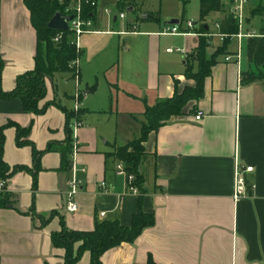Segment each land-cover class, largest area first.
Listing matches in <instances>:
<instances>
[{
    "label": "crops",
    "instance_id": "0c3cea01",
    "mask_svg": "<svg viewBox=\"0 0 264 264\" xmlns=\"http://www.w3.org/2000/svg\"><path fill=\"white\" fill-rule=\"evenodd\" d=\"M139 1L129 8L137 9ZM194 1L198 12L187 20L193 27L186 23L180 29L189 34L164 35L162 30L170 23L149 10L140 20L142 30L139 21L118 26L119 18L107 13L111 9L105 10L107 26L101 28L98 0L92 15L94 31L79 41L83 125L76 138L73 121L67 117L75 104L76 83L71 73L46 78L45 101L53 104L41 115L25 111L18 98L0 96V128L13 121L30 128L26 139L38 150L45 151L50 144L57 147L41 157L35 187L27 171L16 173L6 183L15 202L0 209V264H64L65 250L53 246L51 240L62 220L69 229L80 231L94 229L98 219L118 217L122 225L131 224L140 207L139 193L130 191L126 177L118 174L119 162L107 154L141 136L147 107L196 85L186 78L185 70L201 36L208 39L209 59L222 45L220 22L231 14L233 0H223V11L211 12L204 19L200 18V0H188L185 11ZM249 20L246 32L260 35L250 28ZM129 34L142 39L145 57L136 54L122 59V53L132 47L117 37ZM213 37L219 38L216 45ZM247 38L242 39L240 60L236 38L228 52L216 58L201 99L191 100L183 114L148 135L141 166L146 190L141 208L154 214L155 224L135 242L106 251L105 264H146L149 257L157 264H264V85L247 78L246 72L252 69L245 53ZM170 44L183 55L178 56L183 61L175 71V58L166 56L173 53L167 51L173 49ZM0 50L5 61L2 88L11 91L17 76L35 67L37 33L24 0H0ZM115 65L116 71L107 73ZM199 113L202 118L197 120ZM5 137V161L33 167L32 146H17L14 127L5 129ZM69 137L72 145L77 144L75 157L73 150L66 154L60 150ZM236 162L242 168L254 167L248 174V193L239 201L233 199ZM74 163L82 185L78 211L70 213L66 198ZM53 212L47 222L39 217L47 219ZM79 264H91L89 251Z\"/></svg>",
    "mask_w": 264,
    "mask_h": 264
},
{
    "label": "trees",
    "instance_id": "16d2710c",
    "mask_svg": "<svg viewBox=\"0 0 264 264\" xmlns=\"http://www.w3.org/2000/svg\"><path fill=\"white\" fill-rule=\"evenodd\" d=\"M184 5L188 0H180ZM30 11L31 22L37 33V53L35 56V67L17 76L16 85L11 91L2 88L3 70L5 61L0 50V96L4 100L18 98L21 100L25 111L34 115H41L46 112L53 102L45 101L47 95L46 78L56 73H71L74 76L72 62L81 56L74 43L70 30L64 31L62 39L56 42L54 38L60 32L48 28V22L57 12H64V7L59 0H24ZM136 0H118V7L123 9L135 3ZM223 0H200V18L204 19L211 12L223 11ZM264 3L260 0L252 9V16L262 15ZM95 10L87 9L86 15L92 16ZM203 33L204 30L202 29ZM238 32L237 23L232 14L225 17L220 22V33L226 34L222 45L216 50L213 56L207 58L206 50L209 47L208 39L201 36L195 53L187 59L185 76L196 82V85L186 86L180 91H176L173 97L160 100L155 106H149L144 112L145 120L142 123L141 136L124 146L116 147L107 157H113L116 161L124 164L128 174L135 177L134 184L139 191V210L133 215L129 226H124L118 217L110 219H98L92 230L80 231L69 229L66 223L61 221V229L53 232L51 240L53 246L65 250L64 264H79L83 254L90 252L91 264H105L102 261L103 254L122 243H133L141 235L144 229L155 224L153 213H146L142 210V198L146 192L144 183L145 176L141 166L147 156L145 142L151 132L159 130L173 116L183 114L185 106L191 100H199L204 93L205 79L211 75L212 67L216 63V58L228 52L232 42L231 35ZM245 53L252 69L246 72L250 81H264V32L260 35L250 36L246 39ZM195 64L197 68L195 69ZM257 71V72H255ZM264 85V84H263ZM82 111L80 112V114ZM73 112L67 111L68 120L73 118ZM68 121V122H69ZM14 127L16 129L17 146L31 145L33 148L34 166L8 164L4 159L5 149V129ZM68 131L70 127L67 126ZM30 133V128L21 127L19 124L9 121L0 128V182L9 181L16 173L27 171L32 174L33 185L36 186L37 174L40 169V160L45 152L55 151L57 147L50 144L47 150L40 151L34 144L26 139ZM65 154L72 150V139L69 137L66 145L60 148ZM14 195L7 190L6 185L0 188V209L13 206ZM55 214L53 212L47 219L39 216L43 222H47ZM146 264H157L152 257H149Z\"/></svg>",
    "mask_w": 264,
    "mask_h": 264
},
{
    "label": "built area",
    "instance_id": "2783aa9c",
    "mask_svg": "<svg viewBox=\"0 0 264 264\" xmlns=\"http://www.w3.org/2000/svg\"><path fill=\"white\" fill-rule=\"evenodd\" d=\"M260 0H233V8L231 14L233 16L234 21L237 23L238 32L236 34L231 35L232 38H236L238 40V51L237 57L238 60L241 59V52H242V39L245 37L253 36V34L246 32V25H247V18L246 12L249 10L251 5H255ZM59 3L64 7V15L72 16L73 18L69 22L70 31L72 32L73 39L72 43H74L79 49V41L83 34L93 32V18L92 16H87L86 11L87 9L96 10L98 6V0H59ZM107 13H110V10H107ZM126 15L124 13L120 14L121 18H124ZM188 28L193 27V22H187ZM64 31H60L54 40L59 42L62 39ZM162 34L164 35H187L188 32L180 30L178 25H171L166 26L163 28ZM218 36L223 40L227 37L226 34L219 33ZM180 51V49H177ZM168 52H173L174 49H168ZM229 59V58H228ZM72 66L74 67V79L76 83L75 93L73 96L74 100V108L73 112V123L71 124V129L74 133V138L77 136L78 129L83 125L82 120H80V112L82 109V98L83 93L80 86V57L75 59L72 62ZM197 120L202 118V114L199 113L195 116ZM73 155L74 157L77 154V144L75 141L72 145ZM117 171L118 174L124 175L128 182L130 183V191L133 193H139L137 186L134 184L135 177L132 174H128L125 170L124 164L119 162L117 164ZM254 171L253 166H246L242 168L238 162L235 164V171H234V188H233V199L235 201H239L241 198L245 197L248 193L249 181H248V174ZM70 178L68 181V191H67V198H66V210L70 213H75L78 211V202H77V195L81 191L82 180L79 177V169L74 163L70 170ZM6 181L0 182V188H4L6 185ZM102 185L105 186L106 183L102 182ZM104 215V214H102Z\"/></svg>",
    "mask_w": 264,
    "mask_h": 264
},
{
    "label": "rangeland",
    "instance_id": "374dc122",
    "mask_svg": "<svg viewBox=\"0 0 264 264\" xmlns=\"http://www.w3.org/2000/svg\"><path fill=\"white\" fill-rule=\"evenodd\" d=\"M197 1H194L187 9V12L185 11V5L180 2L179 0H140L139 1V6L137 9H135L134 11H129L128 8L129 6H125L123 9L118 7V0H100V9L102 10V15H101V24L100 27L101 28H106L107 26V20H108V14L105 12V10L107 9H111V14L113 17L117 16L118 19V26H121V24H129V21H133V22H137L139 21V28L140 30L143 29V22L140 21L142 18V15L144 14V12L146 10H149L151 12H153L156 16L161 17V19L166 22V23H170L169 26L173 25L171 24V21L174 19H177L180 21V24H178V26L180 27H185L187 20H189L190 18H192L194 13H197V5L196 3ZM262 3H264V0H262ZM252 6V5H251ZM227 9L231 8L230 4H228ZM233 7V6H232ZM124 13L126 15V19H120V14ZM173 13H176L178 16H171ZM262 14H264V10L262 12ZM246 18L250 19L249 23H250V28L253 30L255 29L256 32H262V28H264V16L261 15H256V16H252L251 14V10H248L246 12ZM196 21H199V18H197ZM138 28V29H139ZM247 31V30H246ZM119 39V42H121V44L123 43V41L125 40L129 45H131V50L127 53V54H123L122 53V59L124 57H132L136 54H138L141 58L145 57V51L143 48V44L142 43V39L139 37H135L133 34H129V35H125V36H118L117 37ZM162 40H170V37H163ZM214 40V44L216 45L219 42V38L218 37H213ZM172 46L173 49H176L177 47L174 46L173 44H170ZM118 52L114 50L113 54L118 57ZM167 58L173 59L175 58V60H173V67L172 69H177V67H180V63L183 61L181 59V62L177 59L178 56H183L181 53H178L176 51H173V53H169L166 55ZM113 58V57H112ZM118 59V58H117ZM116 59V60H117ZM117 66L115 65L113 67V69L107 71V73H112L113 71H116ZM142 68V66H141ZM257 72V71H255ZM264 84V81H262ZM82 111V109H81Z\"/></svg>",
    "mask_w": 264,
    "mask_h": 264
},
{
    "label": "water",
    "instance_id": "95a60500",
    "mask_svg": "<svg viewBox=\"0 0 264 264\" xmlns=\"http://www.w3.org/2000/svg\"><path fill=\"white\" fill-rule=\"evenodd\" d=\"M128 10L132 11V8H129ZM72 18V16H67L62 12L57 11L49 20L48 28L57 31H68L70 29L69 22ZM171 23H178V20H173Z\"/></svg>",
    "mask_w": 264,
    "mask_h": 264
}]
</instances>
